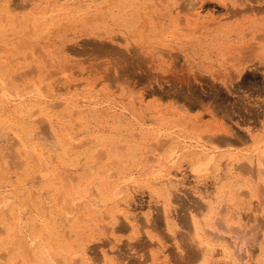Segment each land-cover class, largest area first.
<instances>
[{
	"label": "rangeland",
	"instance_id": "obj_1",
	"mask_svg": "<svg viewBox=\"0 0 264 264\" xmlns=\"http://www.w3.org/2000/svg\"><path fill=\"white\" fill-rule=\"evenodd\" d=\"M257 158L264 0H0V264H264Z\"/></svg>",
	"mask_w": 264,
	"mask_h": 264
},
{
	"label": "bare ground",
	"instance_id": "obj_2",
	"mask_svg": "<svg viewBox=\"0 0 264 264\" xmlns=\"http://www.w3.org/2000/svg\"><path fill=\"white\" fill-rule=\"evenodd\" d=\"M191 3V2H190ZM172 4V3H171ZM29 104V103H28ZM27 104V105H28ZM26 106V105H25ZM23 110L25 109L24 107L22 108ZM26 110V109H25ZM22 112V111H21ZM5 122V121H4ZM3 124V123H2ZM35 125V124H34ZM40 126V125H39ZM7 127V126H6ZM13 127V126H12ZM19 127V126H18ZM52 127V126H51ZM8 128V127H7ZM15 129V131H16V128H14ZM13 129V130H14ZM53 130H55L54 129V127L52 128V131ZM20 131V130H19ZM55 132V131H54ZM20 133V132H19ZM18 133V134H19ZM44 133V132H43ZM52 133V132H51ZM54 134V133H53ZM48 135V134H47ZM14 136H16V135H14ZM20 136V135H19ZM39 136V135H38ZM41 136H42V134H41ZM57 136V135H56ZM63 136V135H62ZM32 137H34V136H32ZM51 137V136H50ZM37 138H39L40 139V136L39 137H37ZM42 138H44V137H42ZM48 138V137H47ZM53 138V137H52ZM58 139V138H57ZM69 139V138H68ZM21 140H23L22 142H23V144L25 145V143L27 144V145H29L28 147L29 148H31V150L32 151H34L35 153V157L39 160L40 159V161L42 160V161H44V162H46L45 163V165L48 163V160H47V158L49 157L48 155H47V152L45 151V149L42 147L43 146V144L45 145V146H47L46 144L48 143L45 139H42V141L40 142V140H38V139H35V140H38L37 142H34V141H32V139L31 138H25V136H22L21 137ZM52 140V139H51ZM48 141H49V139H48ZM58 141H59V139H58ZM25 142V143H24ZM68 142V141H67ZM10 143V142H9ZM49 143H51V142H49ZM16 144V143H15ZM54 144V143H53ZM53 144H50V145H53ZM57 144V143H56ZM20 145V144H19ZM23 145V146H24ZM56 145L54 144V147H55ZM58 146H59V144H58ZM6 147V146H5ZM48 147H52V146H49L48 145ZM61 147V146H60ZM11 148V146L8 148V149H10ZM13 148V147H12ZM55 148H57V147H55ZM59 148V147H58ZM52 149V148H51ZM53 150V149H52ZM64 150V149H63ZM12 151H14V150H12ZM22 151V150H21ZM23 151H24V148H23ZM30 151V150H29ZM6 152V151H5ZM2 153H4V152H2ZM26 154H28V151H26L25 152ZM25 154V155H26ZM21 155V154H20ZM3 156V155H2ZM1 156V157H2ZM23 156V155H22ZM27 156V155H26ZM48 156V157H47ZM4 157V156H3ZM14 157H16V156H14ZM13 157V158H14ZM22 158V157H21ZM232 158H233V156H232ZM262 158V157H261ZM7 159V158H6ZM15 159V158H14ZM14 159H11V160H14ZM16 159H17V157H16ZM112 159V158H111ZM230 159V158H229ZM19 160V162H20V159H18ZM114 160V159H113ZM15 161H17V160H15ZM14 161V162H15ZM69 161V160H68ZM256 161L258 162L257 163V166H259V169L258 170H264V169H262V167H264V159H256ZM255 161V162H256ZM1 162V161H0ZM3 162V161H2ZM18 161L17 162H15V164L16 163H19ZM110 162H112V161H110ZM109 162V163H110ZM207 162V161H206ZM251 162V161H250ZM22 163V162H21ZM36 163V162H35ZM38 163V162H37ZM108 163V162H107ZM119 163V162H118ZM117 163V164H118ZM5 164V163H4ZM20 164V163H19ZM50 165V164H49ZM54 165V164H53ZM242 165V164H241ZM22 166V165H21ZM39 166V165H38ZM43 167V166H42ZM41 167V168H42ZM38 168V167H37ZM53 168H55V167H53ZM103 168V167H102ZM113 166L111 165V163L107 166L106 165V167L104 168V174L102 175V176H104L103 177V179L104 180H102L103 182V184L102 185H100V189H103V188H107V187H109L108 186V184H110L109 183V178H111V175H112V173H113ZM40 169V168H39ZM52 169V168H51ZM58 169V168H57ZM116 169V168H115ZM53 172V171H52ZM102 173H103V171H102ZM52 174V173H51ZM53 175V174H52ZM262 180H264V179H262ZM80 181H82V179H80L79 180V182ZM108 181V182H107ZM108 183V184H107ZM262 183H264V182H262ZM78 184H82L81 182L80 183H78ZM107 184V185H106ZM86 186H87V184H86ZM99 186V184L96 186V187H98ZM262 186H264V184H262ZM92 187V186H91ZM91 187H89L88 186V188H91ZM111 187V186H110ZM83 188H86L85 186L83 187ZM87 188V189H88ZM262 188H264V187H262ZM93 189V188H92ZM110 189V188H109ZM91 190V189H90ZM93 191H95V190H93ZM262 192V191H261ZM101 194V193H100ZM110 199V198H109ZM227 199V198H226ZM171 201V200H170ZM172 202V201H171ZM226 202V201H225ZM88 204V203H87ZM166 204V203H165ZM206 206V205H205ZM208 207H209V205H207ZM5 207V206H4ZM86 207H87V205H86ZM225 207V206H224ZM209 209V208H208ZM2 210V209H1ZM210 211H211V209H210ZM165 213H166V211H165ZM210 213V212H209ZM208 213V214H209ZM111 214H112V212L110 213V216H111ZM213 216H214V214H212ZM108 217H109V215H108ZM114 217V215L112 214V219H114L115 220V217ZM189 217V216H188ZM212 217V216H211ZM187 218V217H186ZM189 219V218H188ZM114 220H112L113 222L112 223H110L111 224V226H113L114 224H115V221ZM208 220V219H207ZM205 221V220H204ZM3 222V221H2ZM4 223V222H3ZM213 223V222H212ZM2 224V223H1ZM3 225V224H2ZM202 225V224H201ZM17 226V225H16ZM3 226H1V228H2ZM193 227H194V230H196V234L198 233V230H199V227H198V223H197V220L196 221H193ZM0 228V229H1ZM9 228V227H8ZM17 228V227H16ZM113 228V227H112ZM13 229H15V227L13 228ZM1 231V230H0ZM9 231L10 230H8L7 231V233H9ZM15 231V230H14ZM14 231H12V232H14ZM2 232V231H1ZM18 232V231H17ZM201 232H202V229H201ZM16 233V232H15ZM14 233V234H15ZM203 233V232H202ZM19 234V233H18ZM212 234V233H211ZM9 235V234H8ZM7 235V236H8ZM17 235V234H16ZM15 235V236H16ZM200 235V234H199ZM214 235V234H213ZM212 235V236H213ZM219 235V234H218ZM14 236V235H13ZM21 236V235H20ZM212 236H210V237H212ZM215 237H216V235H215ZM214 237V238H215ZM21 241V240H20ZM30 242V241H29ZM205 242V241H204ZM209 242H211L210 240H209V237H208V239L206 240V245H207V243H209ZM226 243V242H225ZM12 246H14V245H12ZM221 246H223L222 248H223V250H225L226 251V253H228V254H232L231 256H229V260H230V263L231 264H240L239 262H240V260H242V257H235L236 256V254H235V252L234 253H232L230 250L233 248V247H231L232 245H228L227 243L226 244H223V245H221ZM197 247H199V246H197ZM26 249H27V247H25ZM36 248V247H35ZM43 248V247H42ZM15 249V248H14ZM38 249H39V247H38ZM40 250V249H39ZM88 250V249H87ZM236 250V249H235ZM26 251V250H25ZM24 249H23V254H24ZM65 251V250H64ZM198 251H199V249H198ZM197 251V252H198ZM40 252V251H39ZM26 253V252H25ZM56 253V252H55ZM88 253V252H87ZM225 253V254H226ZM41 254V253H40ZM51 253H44V254H42V256H41V260H40V262H37V263H34V264H45L46 262H49V256H51V258H52V255H50ZM197 254V253H196ZM234 254V255H233ZM238 254V253H237ZM29 255V254H28ZM39 254H37V256H38ZM227 255V254H226ZM25 257H26V254L24 255ZM197 255H195L194 257H195V260H196V257ZM31 257V256H30ZM194 257H192V259H194ZM32 258V257H31ZM56 258V257H55ZM84 258V257H83ZM191 258V257H190ZM25 259V258H24ZM27 259H28V257H27ZM38 259V258H37ZM53 259V258H52ZM59 260V259H58ZM73 259H71V261H72ZM100 260V259H99ZM194 260V261H195ZM37 261V260H36ZM52 261H55L54 259L52 260ZM102 261V260H101ZM105 261H107V260H105L104 259V263H105ZM28 262V261H27ZM34 262V261H33ZM31 263V262H30ZM29 263V264H30ZM98 263V262H97ZM96 263V264H97ZM191 263H192V261H191ZM27 264V263H26ZM107 264V263H106Z\"/></svg>",
	"mask_w": 264,
	"mask_h": 264
}]
</instances>
